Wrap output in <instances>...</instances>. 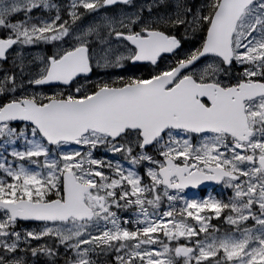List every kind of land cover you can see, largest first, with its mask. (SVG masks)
<instances>
[{"label": "snow or ice", "instance_id": "obj_1", "mask_svg": "<svg viewBox=\"0 0 264 264\" xmlns=\"http://www.w3.org/2000/svg\"><path fill=\"white\" fill-rule=\"evenodd\" d=\"M0 264H264V0H0Z\"/></svg>", "mask_w": 264, "mask_h": 264}, {"label": "rangeland", "instance_id": "obj_2", "mask_svg": "<svg viewBox=\"0 0 264 264\" xmlns=\"http://www.w3.org/2000/svg\"><path fill=\"white\" fill-rule=\"evenodd\" d=\"M94 79V78H93ZM102 153L101 152H98L97 153V156H99V155H101ZM142 171V170H141ZM209 194H212V195H214L213 194V192H206V193H197V192H193V193H189V198H202V197H204V196H207V195H209ZM29 227H33V225H28Z\"/></svg>", "mask_w": 264, "mask_h": 264}, {"label": "flooded vegetation", "instance_id": "obj_3", "mask_svg": "<svg viewBox=\"0 0 264 264\" xmlns=\"http://www.w3.org/2000/svg\"><path fill=\"white\" fill-rule=\"evenodd\" d=\"M140 71H143L144 69L143 68H140L139 69ZM93 78H95V77H93ZM221 188H223V185H219V189H221ZM212 189H215V188H212ZM212 189H209V190H212ZM214 223H219L218 221H213Z\"/></svg>", "mask_w": 264, "mask_h": 264}, {"label": "water", "instance_id": "obj_4", "mask_svg": "<svg viewBox=\"0 0 264 264\" xmlns=\"http://www.w3.org/2000/svg\"><path fill=\"white\" fill-rule=\"evenodd\" d=\"M205 184H209L208 182H206ZM203 186V185H202Z\"/></svg>", "mask_w": 264, "mask_h": 264}]
</instances>
